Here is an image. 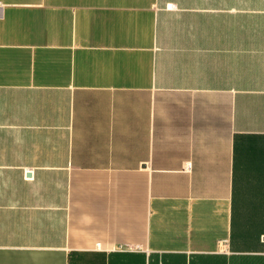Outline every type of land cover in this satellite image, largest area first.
<instances>
[{"label":"crops","instance_id":"crops-1","mask_svg":"<svg viewBox=\"0 0 264 264\" xmlns=\"http://www.w3.org/2000/svg\"><path fill=\"white\" fill-rule=\"evenodd\" d=\"M0 264H264V0H0Z\"/></svg>","mask_w":264,"mask_h":264}]
</instances>
